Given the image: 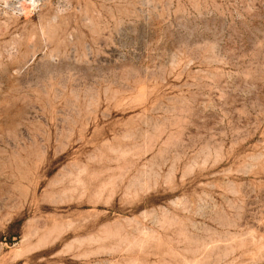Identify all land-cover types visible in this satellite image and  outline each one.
Returning <instances> with one entry per match:
<instances>
[{"label": "rangeland", "instance_id": "1", "mask_svg": "<svg viewBox=\"0 0 264 264\" xmlns=\"http://www.w3.org/2000/svg\"><path fill=\"white\" fill-rule=\"evenodd\" d=\"M0 264H264V0H0Z\"/></svg>", "mask_w": 264, "mask_h": 264}]
</instances>
